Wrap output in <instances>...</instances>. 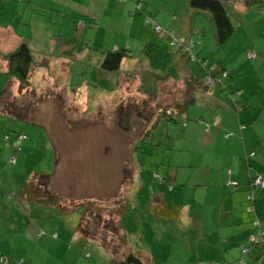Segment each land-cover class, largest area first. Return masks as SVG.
Wrapping results in <instances>:
<instances>
[{"label": "rangeland", "instance_id": "obj_1", "mask_svg": "<svg viewBox=\"0 0 264 264\" xmlns=\"http://www.w3.org/2000/svg\"><path fill=\"white\" fill-rule=\"evenodd\" d=\"M106 2L0 0V26L11 25L15 36L19 35L30 42L36 39L35 45L39 41L49 43V38L74 37L80 40L82 47V52L75 54V59L70 61L60 56L61 49L58 45H38L48 58L44 70L46 76H37L35 73L28 79V85L44 88L36 90V93L24 89L15 97H11V93L7 91L0 94V111H9L8 108L11 111H22L21 117L26 116L25 118L41 125V128L37 124L29 126L45 134L55 152L54 176L45 180L42 187L47 192L62 195L61 203L65 206L60 209L46 202H20L18 189L20 190L27 179L24 168H15L14 165L2 167L0 209L3 218L0 221V255L9 264H16L20 259L24 261L17 262L18 264H26L29 260H32L29 264H43L52 254L55 261L53 264H66L61 252L56 251L45 239L47 233L42 223L48 219L57 223L54 232L58 230L62 238L66 227L73 225V235L62 241L71 251L67 257L76 248L81 250L82 259L75 258L73 264H109V255L97 240L79 236L77 226L83 208L72 206L71 203L87 198L111 203L125 196L116 219L120 230L125 233L129 252L138 253L144 261L145 256L153 258L155 264H181L190 255L194 261L199 262L205 258V254L204 251H199L201 247L197 246V241L204 243L203 234L212 231L217 233L219 247L229 248L223 249L225 258L234 259L232 264H237L238 253L230 251L232 243L227 239L237 233L238 228L230 220L225 225L224 218L218 220L216 215H213L215 218L211 217L198 200L187 203L175 218H155L156 211L152 204L153 198L160 194L164 196L169 208L174 204L179 205L176 203L175 193L170 192L167 185L163 188L164 183L160 185L159 181L166 180L165 172L168 171L169 182L174 185L171 179L174 170L177 169L178 173L188 170L187 166L175 167L178 150L200 156L202 152L214 149L202 145L208 140L207 134L197 125L203 117L210 120L209 117L218 110L212 99L204 100L203 92H196V104L187 105L178 112L173 111L171 106L167 109L171 111L170 114L156 108L157 103H169L172 95H177L179 82L175 85L172 83L181 77V73L187 70L200 72V68L177 51L176 46L170 45L164 34L151 32L150 24L143 17L140 24L145 27L141 37L147 43L139 41L136 38L139 22L134 21L127 27L125 15L129 18L131 16L123 11V3L116 5L114 2L112 5ZM222 2L237 31L223 45L205 44L204 50L202 44H196L193 51L200 52L201 48L204 56L213 55L214 59L218 58L225 63L224 66L230 65L232 68L246 57L247 49L253 48L256 52L257 45L264 51V2L247 10H244L245 6L240 7L237 0ZM144 4L147 13L156 23L163 29L176 33L180 30L179 36L188 45L191 44L188 40L192 36L198 42L202 29L208 30V22L213 21L209 11L193 7L190 0H144ZM254 8H258V12H254ZM141 15L144 14L134 17L141 19ZM5 33H0V52L11 50L12 44L16 42V38L6 42ZM212 38L216 39L214 36ZM113 44L120 47L128 45L132 54L121 61L118 70L101 71L97 67L96 57L99 56L100 60L101 52ZM259 54L260 49L257 48L256 58ZM127 65L133 71L136 70L140 77L127 78L123 73L126 70L123 68ZM166 75L169 79L162 86ZM7 79L5 78L4 83ZM139 84L144 88V93L140 91ZM169 84L172 87H168ZM148 91H155L157 94L153 100H146V103L140 105L141 99L152 95ZM124 106L129 114L126 124L120 125L119 113ZM171 117L173 119L168 120ZM2 119L0 116V124L4 128L16 130L8 125L10 123L7 118V123H3ZM182 122L189 126H182ZM52 162L54 155L50 147V173L54 169ZM39 182L43 184L42 180ZM192 183L194 176L176 181L175 188H182L181 200H187V187ZM156 207L159 210V205ZM188 207L189 212L186 211ZM98 212L91 210L90 214L86 213L88 218H84L82 224L86 226L97 221L93 225L96 233L101 236L112 234V223L115 219L105 212L101 213L99 221ZM25 225L30 226L26 232ZM38 231H42L44 235L37 236ZM113 235L107 237L108 247L120 259L128 250ZM244 242L245 239L239 243L240 249L246 243ZM152 247L156 249L155 252H151ZM85 253H88L86 258Z\"/></svg>", "mask_w": 264, "mask_h": 264}, {"label": "crops", "instance_id": "obj_2", "mask_svg": "<svg viewBox=\"0 0 264 264\" xmlns=\"http://www.w3.org/2000/svg\"><path fill=\"white\" fill-rule=\"evenodd\" d=\"M106 1V4L116 2L115 4L117 5L123 3V11L130 8L128 2L118 3L116 0ZM138 15L140 14L134 13L130 18L125 15V19L128 21L127 27L130 26V23L132 25L134 21H138L139 27L136 32V38L139 41L146 42V40L141 37L145 27L140 24L142 23L143 16L141 15V19H136L134 16ZM12 29L11 25L0 26V33L6 32L4 34L6 42L13 41L16 38V42L12 44L11 49L20 42H27L32 49L40 48L38 45L42 46L41 41L36 43V45L34 44L36 39L30 42L26 39L23 40L19 35L15 36ZM179 31L180 30H177L178 34ZM195 31L197 30H194V32ZM150 40L151 39L148 41L150 42ZM53 41L54 44L52 45H58L60 48L62 47L59 40L49 38V42ZM43 44L45 45V43ZM256 48L260 49V54L257 56L256 60L243 61L240 65H237V68L234 69V73H231L232 76L228 79H224V83L226 84V88L223 89L224 92H219L217 90L212 93L213 103L217 105L218 110L211 115L210 127L207 125L204 126L203 123H197L207 134L206 139L208 140L202 145L206 147L210 146L214 149L204 151L200 156H196L185 150V152L189 154V162L186 165L188 170L182 171V173L176 171L171 175L174 185L171 184L170 192L175 193L177 197L176 203H179V205H173V207L177 208V214L180 215V211L186 207L187 203L198 200L204 205L206 213L211 217L215 218L213 215H216L218 220L224 218L226 220L225 225H227V221L230 220L232 224L236 225L238 232L232 234L227 241L232 243L230 245L232 246L230 251H232V253H238L237 257L240 255L239 243L243 242L245 239L246 243L244 242L245 244L242 246L247 245L246 236L253 228L252 221L254 219L257 218L260 221L261 229L264 231V188H253L250 190L249 187L252 176L256 172H260L264 180V51L257 45ZM213 60L220 62L218 58ZM4 67L5 63L1 62L0 68L4 70ZM44 70L46 69H39L35 73L37 76H46ZM0 75H2V77H0L1 94L7 91L11 93V97L18 96L20 92L18 90V81L14 78H10L3 72H0ZM5 78H8L6 83H4ZM43 88L42 86L28 85L26 90H33L35 92ZM236 90L239 92L235 93ZM72 105H74V103H72ZM7 110L9 111H0V116L3 118L2 122L7 123L8 119L10 123L8 125L12 128L15 127L16 130L14 131H22L26 135L25 139L21 142V149L17 154L14 164L15 168H24L23 171L26 172L25 175L27 178L34 171L42 172L48 174L49 177H53L55 173L54 149L45 134H41L39 130L29 126L31 124H37L38 126H36L41 128V125L25 118L26 116L21 117L20 113L22 111H11V108ZM25 112L27 114V111ZM26 114L23 112V115ZM183 125H185L186 128L189 126V124ZM14 131L4 128V126L0 124V169L4 166L11 165L7 162L10 149L4 144L3 135L6 134L7 140H10L11 138L8 134H12ZM228 133H231V135L225 137ZM50 147L54 155V162H52L54 169L51 173L48 171V169H50ZM227 171H230V174H228ZM176 176H180L181 178ZM193 176L194 183L187 187L189 196L187 200L183 201L180 198L182 188H175V183L177 180L182 181V179H186L187 177L191 179ZM229 179L238 182L236 188L233 189L226 184ZM250 191L254 194V200L252 202L253 209L248 211L247 205L249 202L246 196ZM171 200L175 201L173 198H171ZM167 204L168 203L165 201L164 206L169 208ZM29 210H31V207H29ZM189 210V207L186 208L187 212H189ZM209 210L211 211L210 213L208 212ZM14 214L16 218V212H14ZM28 214L31 215V213ZM1 218H3V216L0 209V221ZM61 222L63 221L61 220ZM42 224L47 233L45 239L48 240L49 245L54 246L56 251L61 252L66 264H73L75 261L74 259L77 257H80V260L82 259L81 250L79 248H76L71 253L73 256L67 257L68 253L71 251L68 250L62 242L63 239L70 238L73 235V225H68L66 227L67 229L63 231L64 237L62 238L58 230L54 232L55 224H57L55 221L53 223V221L47 219ZM29 228L30 226L27 225L24 231H28ZM42 235H44L43 232L38 231L37 236ZM203 235L204 243L197 241V246L201 247L199 251H204L205 258H202L198 262L194 261L193 256L190 255L185 261H182L181 264H221L228 261L232 264L231 262L234 259L225 258V253L223 251V249L229 248L219 247L217 233L210 231ZM105 251L107 250L105 249ZM155 251L156 249L152 247L151 252ZM84 257H88V253H85ZM145 257V261L142 259L143 264H155L153 258ZM67 258L68 261H66ZM40 260L42 259L40 258ZM47 260L48 261L44 262L45 264L47 262H51L52 264L55 263L52 254L47 257ZM244 260L245 262L247 261L246 264H264V245L259 244L250 246ZM20 261L23 263L24 260L20 259ZM29 261H27L28 263L26 264H29ZM17 262L18 261H16V264H18ZM6 264H9V262L7 261ZM88 264H90V262Z\"/></svg>", "mask_w": 264, "mask_h": 264}, {"label": "trees", "instance_id": "obj_3", "mask_svg": "<svg viewBox=\"0 0 264 264\" xmlns=\"http://www.w3.org/2000/svg\"><path fill=\"white\" fill-rule=\"evenodd\" d=\"M117 2H128L127 0H116ZM264 2V0H237V3L240 4V7L245 6L244 10L251 9L252 6H255V4H258L257 6L261 5ZM74 3V2H73ZM130 4V8L127 11L129 16H132L134 13H141L143 15V20L148 22L151 26V32H155L158 34H164L165 38L169 39V44L172 46H176L178 48L177 51L181 52L182 55H185L186 59L192 63H195L199 68L200 72H194L187 70L186 72L181 73V80H177L176 82L172 83L175 85L177 82H179V88L177 95H172V101L171 102H160L157 103L156 108L158 110H165V112L168 111V114L171 113L170 110H167L169 106L172 107L173 111L178 112V110L185 109L187 105L196 104V92L200 91L204 94V100L207 101L208 99H212V93L216 92L217 90L219 92H224L223 89L226 88V84L224 83V79L230 78L232 75L231 73H234V69H236L237 65H240L243 61H250V60H256V52L253 48L247 49L245 54L246 57L242 58L241 61L236 63L234 66L228 65L224 66L225 63L222 61L216 62L213 59V55L209 57L204 56V53L201 51L195 53L193 51V48L196 46V44H202V47H204V50L206 49V45H223L226 42H229L230 39L233 37L234 33L237 31V28L234 27L231 16L226 12V9L224 8L222 0H190V4L195 7L202 10H207L211 13L212 16V22L211 20L208 22V30L202 29L201 36L198 39V42H195L192 37L189 38L188 42L191 44H187L186 40H183L178 33L171 31L169 29H163L158 23H156L147 13V8H145L144 0H130L128 2ZM77 5V3H76ZM113 5V3H112ZM258 8H254V12H258ZM101 13V12H100ZM145 16V17H144ZM129 18V17H128ZM213 24V25H212ZM211 26V27H210ZM157 28V29H156ZM196 33L198 32L195 31ZM212 36L216 37V39H213ZM59 40L62 47L60 48V56L62 58H66L70 61L75 59V54H78L79 52H82L80 40L75 39L74 37L70 38H61L57 39ZM45 43V45L43 44ZM41 45L43 47H49L54 44L53 42H43ZM146 44V43H144ZM206 44V45H205ZM212 47V46H211ZM220 47V46H219ZM218 47V48H219ZM142 50V49H141ZM212 50V48H211ZM210 50V51H211ZM216 51V50H215ZM100 55L96 58L98 59L97 67L101 71H116L119 69L121 61L126 58V56H131L132 52L129 50L128 45H124L122 47L117 45H112L110 48L103 50ZM69 54V55H68ZM0 59L1 62L5 63L4 70L0 68V72H3L7 74L10 78H14L18 81V90H24L28 88V79L39 69H46L48 58L44 54V50L41 48H31L27 42H20L18 43L13 49L6 51V52H0ZM82 59V58H81ZM237 61V60H236ZM0 62V66H1ZM234 62V60L232 61ZM65 63V62H64ZM230 67V68H229ZM229 68V69H227ZM126 69L123 71V73L126 75L127 78H132L139 76L138 72L136 70H132L129 65L126 66ZM131 69V71H130ZM140 77V76H139ZM169 76L166 75L164 77V80L162 81V86L168 81ZM140 80V78H139ZM172 82V81H171ZM172 84H169V86L172 87ZM161 84L159 85V88L162 87ZM142 85L139 84L140 91L143 92L144 88H142ZM30 91V90H29ZM147 92V91H145ZM239 91L236 90L235 93H238ZM144 93V92H143ZM148 93H152L149 92ZM1 94V92H0ZM157 94L155 91L152 93V95L145 97V99L140 100V105H143V103H146V100L150 101L154 99V96ZM175 95V96H174ZM213 103V101H212ZM171 104V105H169ZM129 114V110L127 107H122L121 111L119 113V123L126 124L127 117ZM211 118V117H209ZM169 119H173L168 118ZM205 119V120H204ZM199 123H203L204 126L210 127L211 119L208 120L203 117V119H200L198 121ZM185 123L182 122V126ZM14 131V130H13ZM20 134H23L24 137L19 140L17 145H15L13 148L12 143L15 141L16 137ZM231 135V133H228L225 135V137H228ZM10 136V140H4V144L9 147L10 154L8 156L7 162L11 165H14L16 162L17 154L20 152L21 149V142L23 139H25L26 135L22 131H14L12 134H8ZM178 160L176 161V168L186 166L189 162V154L185 152V150H178ZM13 156V161L9 160V157ZM174 170V172H176ZM166 174V180H160V185L163 183V188L167 185V188L171 190V184L169 182V174L168 171L165 172ZM49 179V175L34 171L31 173L28 178L25 180V182L22 184L20 190L18 189V194L20 196V202L23 203L24 201H27L29 204L32 202H46L49 204H54L58 206L60 209H63L65 206L62 205V195H59L57 193L47 192L43 189V185L45 180ZM39 180H42L43 184L39 182ZM46 185V184H45ZM125 200V196H121L117 200L111 202V203H101L99 201H93L89 198L84 199L83 201H79L76 203H71L72 206H81L83 208V214L81 217V220L77 226V232L79 236H81L84 239H94L97 240L102 248L106 251L107 255H109L108 259L109 264H143V260L141 257H139L138 253L134 252H125L123 253L122 258H118L115 255V251L111 250L108 245L107 237L109 235H113V237H117V240L119 241V244L121 246H126V236L125 233L120 230L118 226V221L116 219V216L119 215V211H121L122 207V201ZM165 198L163 195L157 194L153 200L152 204L154 205L153 208L156 211L155 218L160 217H166L175 218L177 215V211L175 209L166 208L164 206L165 204ZM27 203V204H28ZM156 205H159V210L156 207ZM91 210H98V219L101 220V213H107L109 217H113L115 220L112 223L113 226V232L112 234H105V236H101L99 233H96V229H94L93 225L94 223H97V221H92L88 225L84 226L82 222H84V218L87 219L88 215L86 213H91ZM86 214V215H85ZM154 214V213H153ZM98 221V222H99ZM41 234V233H40ZM262 243H252V245H259ZM264 245V244H263ZM243 247V246H242ZM242 247L240 250H242ZM116 249V248H115ZM87 255V254H86ZM1 256V255H0ZM240 256V255H239ZM246 256V255H245ZM3 257V256H1ZM1 263V262H0Z\"/></svg>", "mask_w": 264, "mask_h": 264}, {"label": "clouds", "instance_id": "obj_4", "mask_svg": "<svg viewBox=\"0 0 264 264\" xmlns=\"http://www.w3.org/2000/svg\"><path fill=\"white\" fill-rule=\"evenodd\" d=\"M4 135H6V134H4ZM4 135H3V136H4ZM6 137H7V135H6ZM252 154H253V153H252ZM227 173L230 174V171H227ZM258 176H260L261 179L263 180L261 173H260V172H256V173L252 176L251 182H250V184H249L250 190H252L253 188H260V189H263V188H264V186H258V185H256V184L254 183L256 177H258ZM231 181H234V182H235V185L230 184ZM263 181H264V180H263ZM226 184L234 189V188L237 187L238 182H237L236 180H231V179H229V180L227 181ZM249 195L252 196V199H249V198H248ZM246 199H247V201L249 202L248 205H247V209H248V211H251V209H253V207H252V202H253V200H254V194L252 193V191H250V192L247 194ZM255 220L259 221L257 218L254 219V220L252 221V227H253V228H252V230H251V231L247 234V236H246L247 245H244V246L242 247V250H240V256L236 259V260H237V264H246V262H245V260H244V257H245V255L248 253V250H249L250 244H252V243H250V242L248 241V236H249V234H251L252 232L256 231V228H255V226L253 225V223H254ZM259 228H260V230H261V232L263 233V236H264V231L261 229V223H260V221H259ZM259 243L264 244V242H259ZM243 249H246V252H243ZM2 258L4 259V261H2L1 263H3V262H4V263H7V260H6L4 257H2ZM229 262H230V261H228V262H223V263H221V264H230ZM18 263H21V261L18 260ZM231 263H232V262H231Z\"/></svg>", "mask_w": 264, "mask_h": 264}, {"label": "built area", "instance_id": "obj_5", "mask_svg": "<svg viewBox=\"0 0 264 264\" xmlns=\"http://www.w3.org/2000/svg\"><path fill=\"white\" fill-rule=\"evenodd\" d=\"M157 29V28H156ZM24 137L23 134H20L16 137L15 141H13L12 143V148L17 145V143L19 142L20 139H22ZM3 139L6 140V135L3 136ZM14 157L10 156L9 160L13 161ZM256 185L258 186H264V181L261 179L260 176L256 177L255 182ZM230 184L235 185L234 181H231ZM249 199H252V196L249 195L248 196ZM253 225L256 228V231L252 232L251 234H249L248 236V241L250 243H259V242H264V236L263 233L261 232L260 228H259V221L255 220ZM243 252H246V249H243ZM4 261V259L0 256V262Z\"/></svg>", "mask_w": 264, "mask_h": 264}]
</instances>
